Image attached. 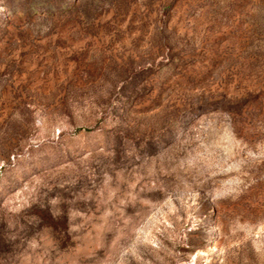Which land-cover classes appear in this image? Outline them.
Here are the masks:
<instances>
[{"label":"rangeland","instance_id":"obj_1","mask_svg":"<svg viewBox=\"0 0 264 264\" xmlns=\"http://www.w3.org/2000/svg\"><path fill=\"white\" fill-rule=\"evenodd\" d=\"M0 264H264V0H0Z\"/></svg>","mask_w":264,"mask_h":264}]
</instances>
